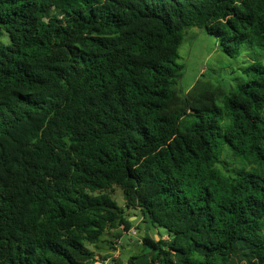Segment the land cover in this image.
<instances>
[{
    "label": "trees",
    "instance_id": "trees-1",
    "mask_svg": "<svg viewBox=\"0 0 264 264\" xmlns=\"http://www.w3.org/2000/svg\"><path fill=\"white\" fill-rule=\"evenodd\" d=\"M194 28L252 52L230 91L180 89ZM129 212L126 264H264V0H0V264L106 262Z\"/></svg>",
    "mask_w": 264,
    "mask_h": 264
},
{
    "label": "rangeland",
    "instance_id": "rangeland-1",
    "mask_svg": "<svg viewBox=\"0 0 264 264\" xmlns=\"http://www.w3.org/2000/svg\"><path fill=\"white\" fill-rule=\"evenodd\" d=\"M251 54L252 52L248 50L236 59L226 57L212 36L208 35L204 30L191 29L184 37L178 50V62L183 65L179 87L183 92H187L198 79H202L208 81L211 85H224L226 90L230 91V87L233 86V79L241 80L242 70L250 64V61L247 62V60L252 58ZM112 198L118 206H124V199L120 189H114ZM131 213L136 216L128 218L126 224L129 229L114 230L102 236L104 242L99 245V252L105 256H109V254L115 255V257L111 256L109 260L116 258L126 264L131 256L147 257V240L158 239L157 231L154 228L141 223L140 217H137L138 213ZM131 213L129 212L127 215L130 216ZM159 231L163 239L168 237V233L165 230L159 229ZM118 233L122 234L119 239L115 237V234ZM108 240H112L115 243L113 247L117 248L116 252L113 250L109 251V244L105 243ZM109 260L107 264H109ZM96 264H105V262H102L99 257Z\"/></svg>",
    "mask_w": 264,
    "mask_h": 264
},
{
    "label": "crops",
    "instance_id": "crops-1",
    "mask_svg": "<svg viewBox=\"0 0 264 264\" xmlns=\"http://www.w3.org/2000/svg\"><path fill=\"white\" fill-rule=\"evenodd\" d=\"M113 256H115V255H113ZM105 264H107V261L105 262Z\"/></svg>",
    "mask_w": 264,
    "mask_h": 264
}]
</instances>
